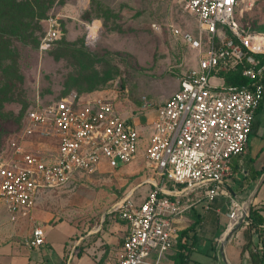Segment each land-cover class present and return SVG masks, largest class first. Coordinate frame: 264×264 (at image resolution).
<instances>
[{
	"label": "built area",
	"instance_id": "obj_1",
	"mask_svg": "<svg viewBox=\"0 0 264 264\" xmlns=\"http://www.w3.org/2000/svg\"><path fill=\"white\" fill-rule=\"evenodd\" d=\"M175 1L197 19L195 32L169 29L192 55L185 57L187 68L170 98L157 106L143 100L140 112L154 113L149 135L133 125L134 115L124 117L105 97L70 93L37 105L25 114L21 141L13 144L11 156L0 158V204L9 215L25 216L42 190L61 188L77 174L119 169L142 152L157 178L149 181L140 202L132 200L131 191L109 211L127 227L114 264H166L178 241L177 221L194 204L188 199L194 190L207 204L217 197L236 203L225 179L233 174L231 160L246 152L263 98L264 64L256 56H264V35L235 21L244 0ZM45 24L40 51L59 33L54 18ZM240 67L248 83L226 84L224 75ZM51 138L56 143H43ZM34 141L48 149L46 156L29 147ZM45 243L44 230L35 228L26 246L37 249Z\"/></svg>",
	"mask_w": 264,
	"mask_h": 264
},
{
	"label": "rangeland",
	"instance_id": "obj_2",
	"mask_svg": "<svg viewBox=\"0 0 264 264\" xmlns=\"http://www.w3.org/2000/svg\"><path fill=\"white\" fill-rule=\"evenodd\" d=\"M46 6L45 18L30 24L34 28L33 40L12 42L11 49L17 55L14 77L18 80L12 82L10 94L6 96L8 101L2 102L0 93L1 159L9 158L13 144L21 141V119L31 107L48 105L70 93L81 98L105 97L122 114L136 110L143 100L157 105L177 91L179 75L187 68L185 57L192 55L185 53L169 29L179 26L195 32L197 19L175 0H46ZM49 18L57 22L58 37L46 51H40L39 42L46 28L45 20ZM235 21L251 30L262 31L264 0H244L236 11ZM211 83L220 84V81L212 79ZM1 88H4L2 81ZM254 126L247 157L263 173L264 102ZM44 141L56 143L55 138ZM30 144V148L46 156L48 149H42L39 141ZM156 178L142 152L120 169H105L93 175L77 174L61 188L40 191L27 217L9 215L0 204V237L8 241L6 245H21L27 251L25 246L32 231L41 228L47 236V244L32 251L31 264L38 261L41 264H92L80 257L86 251L93 255L95 249H103V240L99 241L101 234L109 233L118 223L109 214L111 208L131 191L133 201L142 200L151 188L149 181ZM241 182L242 177L236 171L225 179V185L237 193L234 201L244 207L247 193H240ZM163 187L171 188L167 183ZM260 188L254 205L264 202V183ZM198 192L194 190L193 194L198 197L201 195ZM202 201L205 205V200ZM233 206L230 203L220 206L218 216H209L207 223L200 222L195 227L201 254L193 253L194 261L215 264L220 236L229 226ZM241 206L234 214L235 223L239 221ZM196 211L204 212L201 207ZM186 217L178 224L180 231L192 224L189 216ZM246 226L247 223L227 244L220 264L241 262L239 253ZM65 231L68 239L62 242ZM210 256H214V260Z\"/></svg>",
	"mask_w": 264,
	"mask_h": 264
},
{
	"label": "trees",
	"instance_id": "obj_3",
	"mask_svg": "<svg viewBox=\"0 0 264 264\" xmlns=\"http://www.w3.org/2000/svg\"><path fill=\"white\" fill-rule=\"evenodd\" d=\"M47 10L46 0H24L20 2L17 0H0V82H3L4 87L0 90L3 96L2 102L8 101L6 96L10 94L12 82L18 80V77H14L17 71V55L11 49L12 42H30V39L33 40L31 37L34 28L30 24L44 19ZM239 25L248 32L264 35V29L262 31H254L249 26L247 27L240 22ZM256 58L261 64H264V56H256ZM224 76L226 84L229 85H243L248 83V80L241 75V67L237 71L226 73ZM263 102L264 92L258 111L261 110ZM35 107H31L27 111ZM27 111L21 119V126ZM254 127H252L250 136L254 132ZM262 150H264V147L261 148ZM261 174L262 171H255L251 175L252 181H255ZM185 214L189 216L192 224L184 230L179 231L178 241L173 247L171 254L167 257L169 264H199L192 259V254L195 252L201 254L198 251L199 239L197 238L195 227L200 222L203 223V217L197 213L194 206ZM233 220L234 216L228 228L234 225ZM247 222L248 225L243 231L244 244L241 246L239 258L245 260L246 264H264V202L254 205ZM210 249L211 251L214 250V243H212ZM205 254L207 256L213 255L211 253ZM210 257L214 260V256Z\"/></svg>",
	"mask_w": 264,
	"mask_h": 264
},
{
	"label": "crops",
	"instance_id": "obj_4",
	"mask_svg": "<svg viewBox=\"0 0 264 264\" xmlns=\"http://www.w3.org/2000/svg\"><path fill=\"white\" fill-rule=\"evenodd\" d=\"M172 95H170L168 98H170ZM163 102H161V103H163ZM161 103H159V104H161ZM142 104H143V101H142L139 108H137L136 110H131L129 114L127 113V114H122V115L124 117H129L131 114L134 115V118L132 119L133 125L138 129V131H140L141 134L148 136L150 131H151V122L154 118V113L148 112V111L146 113H141L140 111L142 110V107H141ZM159 104H157V105H159ZM259 111L258 110L256 111L254 124L256 121L257 113ZM254 124H253V126H254ZM263 147H264V145H263ZM247 155H248V145H247L246 152L243 155L236 157V158H233L231 160L230 166H231V169L233 171V174L236 171V173H238L242 177V182L239 184V186H243V188L240 190V193L241 194L247 193V196H248V194L250 193V191L253 187L254 182L256 181V180L252 181L251 175L255 171H261V170L257 164H254L250 159H248ZM263 162H264V160H263ZM259 165H261V164H259ZM227 188L229 189L231 197L237 196V193L230 190V188L228 186H227ZM260 192H261V190H260ZM188 199L192 203H194L193 206H194L195 210H197L198 207H201L204 210L203 213H200L201 216H203V224L208 222L207 217L218 216L221 213L220 206H222L226 203H229L228 198L217 197L212 202L207 204L206 200L203 197L202 198H201V196L196 197L195 194L189 195ZM202 200H205V205H204ZM140 201H135V202H140ZM33 209H34V207L30 211H32ZM30 211L25 215L26 217L30 213ZM197 213H198V211H197ZM25 216H21L20 218H24ZM186 216L187 215L184 214L182 217H180L178 219L177 227H178L179 223L182 224L187 219ZM114 219L117 220L118 223H116L115 225L112 226V230L109 233L101 234V237H100L101 239H99V241L103 240L101 242V245H103V247H102L103 249H98V250L95 249L96 252L93 255L91 252L88 253L86 251L83 254V256L80 257V259L81 258L88 259L92 264H114L115 263L117 256L120 252L121 243H122L123 238L126 234L127 227H126L124 222L118 220L117 218H114ZM233 222L235 224L234 220H233ZM227 229H228V226H227L226 230ZM113 232H115L116 234H114ZM50 233H51V231H49L48 236ZM63 234L64 235H62V233H61V235L63 236L64 239H62L61 241L65 242L64 240L68 239V237L66 236V231ZM46 240H47V236H46ZM7 243H8L7 240H3L2 238L0 239V264H31V260H30L31 258L30 257H31L32 251H35V250H38L41 248L40 247L37 249H30L27 246H25L27 248V251H25L24 247L22 248L21 245H18L17 247H10V246L6 245ZM45 244H47V241ZM36 264H41V262L38 261ZM238 264H246V261L245 260H241V262L238 261Z\"/></svg>",
	"mask_w": 264,
	"mask_h": 264
},
{
	"label": "water",
	"instance_id": "obj_5",
	"mask_svg": "<svg viewBox=\"0 0 264 264\" xmlns=\"http://www.w3.org/2000/svg\"><path fill=\"white\" fill-rule=\"evenodd\" d=\"M263 183H264V172L256 179L250 193L247 196V199L243 202V204L246 207L245 215L240 219V221L234 226L233 229H231L230 231H227L223 240L221 238L224 235V233L221 234L220 243L218 244L217 252L215 254V264H220V259L226 252L227 244L244 227V224L247 223L249 215H250V211L254 205L255 196L258 193Z\"/></svg>",
	"mask_w": 264,
	"mask_h": 264
},
{
	"label": "bare ground",
	"instance_id": "obj_6",
	"mask_svg": "<svg viewBox=\"0 0 264 264\" xmlns=\"http://www.w3.org/2000/svg\"><path fill=\"white\" fill-rule=\"evenodd\" d=\"M233 205H234V206H233V207H234V212L232 213V215L234 216V214L236 213L237 209H238L242 204H241V203H234ZM241 207H242V206H241ZM245 213H246V207H245V205H244V207L241 208L239 221H240V219L245 215ZM232 215H231V216H232ZM233 216H232V218H233ZM232 218H231V220H232ZM239 221H237V222L235 223V225H236ZM229 223H230V222H229ZM235 225H233L231 228H228V229L224 232V235L222 236L223 239H224V237H225L227 231H230L231 229H233ZM221 239H222V238H221ZM223 239H222V240H223Z\"/></svg>",
	"mask_w": 264,
	"mask_h": 264
}]
</instances>
